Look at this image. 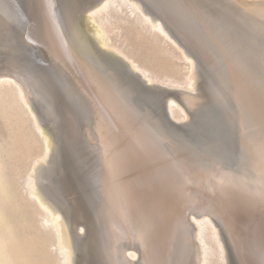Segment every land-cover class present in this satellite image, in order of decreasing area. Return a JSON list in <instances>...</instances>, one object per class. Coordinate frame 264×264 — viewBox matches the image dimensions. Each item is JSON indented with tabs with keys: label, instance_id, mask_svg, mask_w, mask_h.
Instances as JSON below:
<instances>
[{
	"label": "bare ground",
	"instance_id": "6f19581e",
	"mask_svg": "<svg viewBox=\"0 0 264 264\" xmlns=\"http://www.w3.org/2000/svg\"><path fill=\"white\" fill-rule=\"evenodd\" d=\"M185 1L193 4L200 24H205L207 30L217 25L243 39L254 56L264 62V0H210L216 8L207 11L195 1ZM162 3L161 0H0V93L11 97L2 115L15 126L11 141L6 145L0 141V264L35 263L30 259L29 248L24 249L17 240V227L13 223L17 217L12 220L7 213L9 207L16 216H26L25 206L38 216L36 232L40 236L36 240L41 254L45 256L48 245L45 235H48L59 250L61 264H78L83 239L77 228L85 220L103 246L99 254L95 251L90 257H82L83 264H93V258L99 264H227L219 229L208 215L212 201L206 203V210L191 205L182 207L180 202L183 180L194 174L191 165L200 163L210 170L215 168L194 155L177 161L171 157L170 162L174 144H182V140L168 135L161 124L159 139L150 125L141 129L137 126L135 120L140 110L145 116L157 117L151 107L154 101L143 98V104H137V97L132 98L135 91L106 67L95 49L97 44L121 55L149 83L186 88L189 92L185 90L181 101L189 107L208 91L223 109L229 106L225 92L232 103L240 105L244 96L240 95L242 86L236 72L217 65L203 42L171 16ZM202 10L211 16L212 22L201 15ZM124 24H131L141 36L145 33L149 39L152 37L159 51L153 52L171 62L184 61L188 72L176 78L174 63L168 64L169 71L158 63L161 70H157L118 45L110 32L123 29ZM171 31L183 47L188 46V41L195 42V48L192 47L198 60L193 59V52L178 44ZM146 35L143 38L148 40ZM260 77L254 92L258 100L259 96L263 100L264 74ZM201 88L205 92L199 91ZM197 91H203L202 95L190 93ZM253 104L259 107L261 102L247 101L245 124L256 118L258 110L251 108ZM166 105L176 120L187 117V106L174 97H168ZM37 147L40 151L30 157L32 161L18 195L8 175L9 161L6 163L3 155L24 158V150ZM73 162H80L83 168H70ZM87 164L91 165L89 169ZM231 173L238 176L234 168L230 176L234 175ZM77 187L93 201V210L78 209L81 197ZM73 209L80 210L83 218L72 217ZM32 219L26 220V224ZM126 237L134 239L133 246L129 245L130 240L124 241ZM91 241L94 243V238Z\"/></svg>",
	"mask_w": 264,
	"mask_h": 264
},
{
	"label": "rangeland",
	"instance_id": "374dc122",
	"mask_svg": "<svg viewBox=\"0 0 264 264\" xmlns=\"http://www.w3.org/2000/svg\"><path fill=\"white\" fill-rule=\"evenodd\" d=\"M192 1H195L198 7L201 6L200 8L206 11L207 9L213 10L216 8V6L213 5L210 0H192ZM240 1L246 2L247 0H240ZM253 1L254 0L252 1L248 0L247 2H253ZM161 3H162V0H161ZM162 4H164L162 6L166 8V10L171 14V16H173L175 19L177 18L176 20L181 21L183 24H185L190 30V32L192 33V35L198 37L203 42L204 46L209 50L210 54H212L211 55L212 59L216 62L217 65L224 67V68L226 67L229 72H236L238 76V82L242 86L240 87L241 89L240 95L241 97L244 96L242 97L244 99L242 100L243 102L239 105L237 102L232 103V99L229 96H227L228 94L225 92L226 95L224 98H227L226 99L227 105L230 106V107L229 106L226 107L228 108L227 110L225 108L223 109L222 108L223 106L221 107L220 104L215 102L214 100L215 98H213L212 92L211 93H208L209 91L205 92V89L203 90L206 95L204 93L203 95H205L206 97L204 96L202 99L200 98V100L198 101L199 103L197 102V104L192 106L193 108L189 107L190 105L182 102L184 105L187 106V107L184 106L186 107L187 117H183L179 120L188 121L190 119L189 111L195 108H200L202 111L203 121H201V123H199L193 130V134H195V136L199 138L197 140L198 143H194L192 141L181 139L182 144H179V143L174 144V146H176L178 150L176 151V148H174L175 153H173L172 156L169 155V161L173 162V160L177 161V160H181L186 157L190 158V157L196 156L198 157V159L203 161L205 164L207 163V164H210V166L212 165L213 168H215L214 171L216 172L212 174L211 171L208 172L201 168L195 167L196 169H193L194 174L191 175V177L183 180L185 187L181 190V194H180L181 195V199H180L181 206L185 207L186 205H191V206H195L199 210H204V209L206 210V207H204L206 203L213 201L214 197L217 196V194L221 193L222 189L225 186L227 185L234 186L233 192L231 193L232 198L233 199L241 198L240 202H242V204L245 203V205H252L254 212H255V214H253L252 216H249L246 219L242 220L239 230H237V235L241 241L240 246H242L240 247V252H242L243 256H246L249 258L251 264H264V243L261 239V234L259 233L260 226L264 225V99L262 100L261 97L259 96V100H258L255 97L258 95L254 92L256 88L255 85H256L257 78L260 77V75L264 74V62L260 60L256 55L254 56L251 49H249L248 47V42L244 41L243 39L235 38V36L231 35V33L221 30L217 25L213 27L215 29L207 30L205 24H202V23L200 24L198 13L194 10L195 8L193 4H191V2L189 3V2H186L185 0H163ZM203 10L200 11L201 15H203L204 18H206V20L208 19L211 21L212 20L210 18L211 16L208 13L204 12ZM126 25L124 24V26H122L124 27L123 29L116 28L113 30L115 32L113 31H112L113 33L110 32L111 33L110 35L113 38L114 42L122 46L124 49L128 48L126 50L131 51L132 54L135 55L137 59H139L141 62H147L148 65H150L152 68L156 67L157 70H161L159 69L160 67L158 66L161 63L162 66L165 68V70L169 71L167 69L168 64L174 63L177 68L176 72L175 71L173 72L176 78L182 77L184 74L188 72L187 71L188 69L185 68L184 61L175 59L174 62H171L163 56L160 57V55H158L159 53H157L159 52L157 45L155 44V41L153 43L152 37H150L149 39V36H147L145 33H142L143 36L146 35V38H148L147 40L143 38V36L139 35L137 30L133 26H130L131 24H129V26L128 24ZM88 33L92 35L91 31H89ZM91 35L89 36L93 37V35L92 36ZM136 36H139V37H136ZM190 40L194 41L193 38L192 39L190 38ZM188 43L191 45L188 44L187 47L196 46L194 45L195 42L190 43L188 41ZM178 44L181 45L180 43ZM161 46L169 49L167 47V44L165 45V43H163ZM181 47L184 50H186L185 47H183V45H181ZM192 48L190 49L188 48V49L191 52L196 50L194 49L195 47L193 49ZM152 50H157V52L154 51L155 52L154 53ZM149 52L150 53L152 52L151 53L152 56L150 55ZM193 53H194L192 54L194 55L193 59L195 60L197 54H195V52ZM154 61H157V62L154 63ZM164 68L162 71H165ZM201 68L202 66L200 67V70L202 71L203 68L202 69ZM163 85H167V84H163ZM167 86L171 87L170 85H167ZM181 87L182 86L176 87L175 89H182L183 91L186 90V88L184 87L181 88ZM202 92H200L201 95H202ZM190 93L193 95H196L199 92L197 91V92H193V93L190 92ZM132 95H133L132 98L134 99L135 97H137L136 98L137 104H143V97H140L135 92H133ZM10 98L11 97L9 95L6 96L5 94L0 93V111H1L0 112L1 114L0 115V141L5 145L9 141H11V138L14 132L13 128L15 127V126H11L9 122H6L5 118L2 115V109H4L3 107L6 104H8L7 103L8 100L9 101L11 100ZM181 98H182V95H181ZM139 99H141V101H139ZM206 99L209 102H207ZM252 99L261 102V104L259 105V107H255L254 104L252 105L251 108L253 110H258L256 118L251 123L245 124L243 117H245L246 109L248 110V107L244 108V106L246 105L248 100H252ZM145 115L146 114L143 113L142 110L139 111L136 117V120H135V122L137 121L136 123L138 124L137 126L140 127L141 129L143 125H148V126L150 125L153 128L152 129L154 131L153 133H156L159 139V133H160L158 129V127H160L159 120L157 119L156 116L154 117L156 119H154L151 116L148 117ZM215 116H217L218 122H220L225 128V138L224 139L229 140L230 144H226L223 138H220L217 136L213 139V138L207 137V135L203 133V130H202L203 126L207 124L209 125L210 121L215 119ZM230 116H232L233 118H231ZM230 122H232L233 124ZM229 125L231 126L234 125V126L233 128H231V126ZM129 129L131 130L133 128L129 127ZM122 139L124 140L125 137H122ZM182 146H185V147H182ZM26 151L24 150L26 154L24 158L17 157L18 158L17 159L15 158V156L10 157V155H5L6 153L3 155V157L6 156L4 158V161L6 163L9 161L7 163V168L10 174L8 173V175H10L11 177L10 180L13 182L12 187L13 188L15 187V190L17 191L18 195H19V191L21 192V183L23 182V177L25 176L30 166L33 155L35 156V154H37L40 151V149L37 147L35 149L28 150L27 153ZM171 157L173 158V160ZM221 157L225 161L233 160V164L231 166L224 165L223 161L221 160ZM28 158L29 160H27ZM78 164L77 163L74 164L73 162V164L70 165L71 166L70 168L75 169V167H77V169L75 170H79L80 168H83V166L80 165L81 163L79 164L80 167L77 166ZM90 166H91L90 164H87L86 166L87 169H89ZM232 168H234V172L235 171L238 172V176L236 174L233 175L234 178H231L230 176V170H232ZM177 171H178V168H177ZM178 172L180 173L181 176L183 175L182 170ZM80 191L82 194L80 193ZM76 192L81 197L80 202H79L80 204H78L77 206L78 209L80 210L82 209L84 211H90L91 209L93 210L94 209L93 201H91L90 198L86 197L85 193H83L82 190H79L78 187L76 188ZM234 192L235 194H233ZM240 194L242 195V197H240ZM74 206L76 205L74 204ZM7 209H8L7 213L8 214L10 213L9 215L12 217V220L13 218L17 217V219H14V222H13L15 223L14 226L17 227V228L14 227L17 240L22 244L24 249H27V247L29 248L28 252L30 255V259L32 258V261L35 262L34 264H41L42 262L44 263V260H46L45 262L47 264H49L51 261L52 262L50 264H61L59 261V257H60L59 250L56 248L55 245H52V242L54 241H52L51 238H48L49 237L48 235H45L48 239V245H46L47 249L45 251V256L50 255L47 258L48 260H51V261L49 262L45 258V256L41 254L42 253L41 250H39L40 245H39V241L37 240H39L40 235L36 232L37 231L36 222H38L37 221L38 216L36 214L32 215L31 209L28 208L27 206H25V212H23L27 214L26 216L25 214L24 215L22 214L23 216L21 214H18L20 215L18 217L16 216L15 213H13V211H11V209H9V207ZM21 211H24V209H22ZM31 217H33L35 222L29 221V224L28 223L26 224V220L27 221L31 220L32 219ZM85 221H86L85 224H87L88 228L90 229V225H89L90 223H88V220H85ZM21 227L22 228L24 227V230ZM27 227H30V228H27ZM81 228H82L81 230L82 232L85 230L84 225L81 224L78 226L77 231L79 232ZM21 229L24 232L20 231ZM17 230H19V233L17 232ZM129 240H130V243H129ZM124 241L129 243V245L133 246L132 243L134 239L132 237H126ZM25 244L27 245L26 247L24 246ZM212 245L215 247L216 244L213 242ZM98 247L93 248L92 249L93 251L91 250L90 256H91V253L92 252L95 253V251L97 254H99L98 252L102 250V247L101 246L99 248ZM36 250H37V253H36ZM33 253L35 254V256L33 255ZM42 255L44 256V258ZM39 256H41L42 258ZM138 256L139 254H137L134 262H136V259ZM93 257L94 256H92V258ZM38 258L40 259L38 260ZM91 261L93 262L95 261L94 262L95 264H99L98 261L95 260L94 258L91 259Z\"/></svg>",
	"mask_w": 264,
	"mask_h": 264
},
{
	"label": "water",
	"instance_id": "95a60500",
	"mask_svg": "<svg viewBox=\"0 0 264 264\" xmlns=\"http://www.w3.org/2000/svg\"><path fill=\"white\" fill-rule=\"evenodd\" d=\"M171 34L178 43L182 44L179 38L175 36L172 31ZM185 48L189 51L186 46ZM95 49L99 53L106 67L111 68V70H113L117 74L121 81L127 83L132 88V90L135 91V93H138L147 101L150 100L153 102L154 100L151 107L152 109H154L157 115V119L168 135L173 136L174 138L179 140L184 139L192 141L194 143H198L197 140L199 138L195 136V134H193V130L199 123H201V121H203L201 109L195 108L193 110H190V119L188 121H183L176 120L174 117H172L166 105L168 97H174L178 102L182 103L180 98L181 95H183V93H185L186 91L168 87L159 83H149L142 77L139 71L131 69L129 67L128 61L121 55L100 47L97 44L95 46ZM198 58L199 57L197 55L196 59L198 60ZM201 90L203 89L201 88L199 91ZM202 130L203 133H205L209 138L214 139L217 136L223 139L225 138V128L220 122H218L217 116H215V119L210 121L209 125L207 124L203 126ZM224 141L226 142V144H230L229 140L224 139ZM221 160L226 166H231L233 164V160L225 161L222 157ZM195 167L201 168L208 172L211 171L212 174L216 172L214 170H210V168L202 166V164L200 163H197L194 166L191 165L192 170L196 169ZM231 178H234V176L231 175ZM233 188L234 186L227 185L222 189L221 193L217 194V196L214 197L211 205L209 206L211 212H209L208 215L219 229L220 237L223 241L227 253V264H251L249 258L243 256L242 252H240L239 250L241 241L237 235V230H239L241 221L249 216H252L253 214H255V212L252 205H245V203L242 204V202H240L241 198H232L231 193L233 192ZM233 194H235V192ZM240 197H242L241 194ZM71 215L76 219L83 218L80 211L74 210ZM83 225L85 227V230L83 232L79 231L78 233V235L83 239L78 252V264H83L82 257H90V252L93 248L98 246L102 247V243L100 242L99 237L96 235L94 230H90L85 224ZM259 229L261 239L264 243V225H261ZM92 238H94V243H92L91 241Z\"/></svg>",
	"mask_w": 264,
	"mask_h": 264
}]
</instances>
